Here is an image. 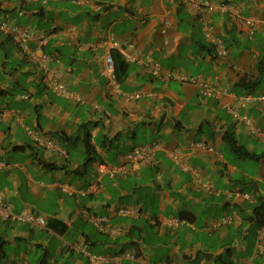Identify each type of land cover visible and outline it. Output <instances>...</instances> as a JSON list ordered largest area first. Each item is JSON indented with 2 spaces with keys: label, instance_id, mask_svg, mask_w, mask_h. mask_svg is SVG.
<instances>
[{
  "label": "crops",
  "instance_id": "obj_1",
  "mask_svg": "<svg viewBox=\"0 0 264 264\" xmlns=\"http://www.w3.org/2000/svg\"><path fill=\"white\" fill-rule=\"evenodd\" d=\"M213 1L231 5L234 15L208 11L204 5ZM243 17L256 22L252 34ZM4 21L30 28L32 38L23 51L0 31V192L12 211L33 210L46 225L33 228L0 217L3 244L12 243L14 250L8 256L2 245L0 264H38L48 248L35 240L36 230L65 234L72 240L65 248L88 264L91 256L95 264H264V231L263 251H256L262 225L254 215L259 205L264 215V150L259 149L264 100L245 106L237 100L264 94V0H0ZM109 33L136 59L127 62L117 92L104 73L107 48L90 47ZM216 41L227 48L226 57L217 55ZM41 55L48 67L60 70L72 99L46 86L36 64ZM145 55L163 70L195 81L151 74L140 61ZM257 78L260 84L247 88ZM198 82L212 88L210 95ZM83 123L95 152L81 173ZM226 131L258 156L247 158L256 162L254 170L246 173L229 148L222 151L228 147ZM61 134L69 141H59ZM33 135L54 139L66 153L46 149ZM194 141L211 144L215 152L195 150ZM140 146L152 148L151 159L126 162L125 154ZM100 162H126L127 173L99 175ZM246 180L257 188L248 189ZM64 185L71 193L61 189ZM129 206L140 215L118 213V207ZM95 215L106 216L121 231H100L91 221ZM227 215L237 221L214 225ZM174 217L180 222L167 225ZM143 222L150 226L146 233ZM20 240L27 246L16 250ZM33 247L40 254L32 261L27 252ZM125 252L136 259L123 257ZM49 254L52 264L71 263Z\"/></svg>",
  "mask_w": 264,
  "mask_h": 264
},
{
  "label": "built area",
  "instance_id": "obj_2",
  "mask_svg": "<svg viewBox=\"0 0 264 264\" xmlns=\"http://www.w3.org/2000/svg\"><path fill=\"white\" fill-rule=\"evenodd\" d=\"M182 2H189L194 0H181ZM205 8H207L208 11H215V10H221V11H228L234 13V9L231 5L226 4L225 2H206ZM234 15V14H233ZM245 25L249 27V33L252 34L254 32V27L256 22L251 18H242L241 20ZM0 31L8 34L12 37V39L18 44V46L23 50H28V42L32 38V32L31 29L28 27H22L19 25H16L11 22H0ZM216 52L218 56L225 57L227 55V49L226 47L219 41H216ZM92 49H96V47L101 48H107V51L104 55V61H105V70L104 73L109 79L110 85L112 87V91L117 92L119 85L114 73L113 69V60L111 57V50L118 51L121 55L125 57L127 61H133L135 59L134 56H132L129 52L124 49L120 43V41L115 37L113 34H107L102 37H100L96 42L90 45ZM37 65L43 69V72L46 75V81L47 86L54 91L57 95L63 96L65 98L72 99L73 98V92L69 90L65 84L61 81V73L57 69H51L47 65V58L44 55H41L40 57H37L36 59ZM141 62L144 63L150 71L154 75H161L163 78L168 79L173 77L172 72H162L160 66L153 61L149 56H145L143 59H141ZM180 79H186L188 81H195L193 78H187L180 76ZM198 84L201 86V88L205 91L207 95H210L212 88L204 82H198ZM136 97H139L140 94L136 93ZM258 99L264 100V95L261 94L257 97ZM256 99L250 94H247L245 96H242L238 98V104L240 106H245L252 100ZM243 117L242 119H244ZM33 133V132H31ZM34 134V133H33ZM33 138L36 142L41 143L46 149H49L51 151H57L62 154H65V151L52 139V138H40L37 135H33ZM193 148L195 150H205L208 152H214V148L210 146L209 144L203 143V142H194L192 144ZM152 157V148L149 146L141 147V148H135L129 152L126 153L125 158L126 162H132L134 164H140L143 162L148 161ZM170 157L173 159L175 163H179V155H176L175 152L170 153ZM126 162L119 163L114 166H109L103 162L99 163L96 171L98 174H108L109 177H115L116 175H124L127 173V167ZM183 171L190 172L192 176L195 178L197 175V172L194 171V169L189 168V166L185 164H181L180 166ZM63 191L67 193H71V190L67 186H63L61 188ZM242 193V192H241ZM241 193H238L240 195ZM243 194V193H242ZM244 196L249 197V194L244 193ZM118 213L122 216H128V217H136L139 215V209L137 207H120L118 209ZM0 217L3 220H14L17 222H25L28 225H30L33 228H42L46 225V218L42 215L36 214L35 212H31L28 209H23L20 212H13L10 208V206L6 203L4 200L3 194L0 192ZM91 221L93 225L99 229L102 232H110V233H118L121 231V227L119 225L112 226L108 222V218L104 215H95L91 218ZM237 221V217L235 216H224L220 220L214 221L215 226L233 223ZM180 222V219L177 217L167 219L166 224L169 226L177 225ZM264 231V224L260 227L258 230V235L256 239L255 248L257 250L263 251V245H262V232ZM123 257L134 260L135 256L133 253L125 252L122 254ZM90 260L93 264L96 263V258L94 256L90 257ZM231 264H252L251 260L243 261V262H232Z\"/></svg>",
  "mask_w": 264,
  "mask_h": 264
},
{
  "label": "trees",
  "instance_id": "obj_3",
  "mask_svg": "<svg viewBox=\"0 0 264 264\" xmlns=\"http://www.w3.org/2000/svg\"><path fill=\"white\" fill-rule=\"evenodd\" d=\"M111 57H112V60H113V68H114L115 76H116L117 80L120 81L122 79V77L127 74L128 64H127V62L124 61L122 56L116 50H112L111 51ZM55 69H57V68H55ZM260 69H261V67H260ZM57 70H59V69H57ZM43 80H44V82H45V84L47 86L46 75H45L44 72H43ZM259 84H260V79L257 78L247 88L257 87V85H259ZM82 126L84 127L83 128L84 130L82 132V135L78 136V137L81 140L83 153H84V160H83L84 162L81 165V167H82V169H81L82 172L81 173H84L86 171V164L89 161H91L93 159V157H94L93 155H94V152H95V147H94L93 142L91 141L90 132L87 130V127H86L87 123H83ZM57 138H58L59 141H63V142H68L69 141L68 140L69 138H65V136H63L62 134L59 137H57ZM223 139H224L225 143L228 145L229 150L231 151L233 156H235V158H237V159L258 158V156L256 154H254L253 152L249 151L246 148L245 145L238 143V141L235 138L233 132L226 131L223 134ZM74 141H75V139H73L71 142H74ZM42 163H44V162H42ZM245 182H246L245 184L248 186L247 187L248 189L250 188L252 190L253 189L255 190L257 188L256 187V183L254 181L246 180ZM262 207L263 206L259 205L256 208H254V213H255L254 215H255V218L257 220V221L255 220V221L258 224H260V225L264 224V215L262 217L259 215V213H260L259 211H260V209H262ZM30 211L34 212L33 210H30ZM54 232L59 234L57 231H54ZM2 245H3V241H2V237L0 236V249H1ZM50 259H51V254H49V251L46 249V251L43 252L38 257L37 262H38V264H52L51 262H49ZM11 264H16V263L12 262Z\"/></svg>",
  "mask_w": 264,
  "mask_h": 264
},
{
  "label": "rangeland",
  "instance_id": "obj_4",
  "mask_svg": "<svg viewBox=\"0 0 264 264\" xmlns=\"http://www.w3.org/2000/svg\"><path fill=\"white\" fill-rule=\"evenodd\" d=\"M228 148L229 147L222 148V151L224 149V150H226L224 152L227 153L228 152ZM259 149L264 150V145H261V147ZM232 158H233V161H235L240 166V169H242L246 173L254 170V168H255V165H256L255 161L248 160V159H237V158H235V156H233V154H232ZM64 198H67L68 200L70 199L68 197H64ZM213 209L215 210L216 208L214 207ZM218 213H221V211H218ZM10 221H13V220H10ZM143 223L144 224H142V227H143L144 232L146 233L148 230H150V226L147 225L145 222H143ZM90 226L91 225H89L87 228H90ZM8 232H10V231H8ZM41 232H42L41 230H36L35 231V234H36V239L35 240H41V241L43 240V241H45V244L47 245L48 250L53 255V259H56L58 262L65 261V260L68 261L69 260V262H71L72 264L74 263V261L76 259H79L84 264H88V261H87L86 257L82 256L81 254H78V252H73L71 254L65 248V246H64L65 245V241L72 242V240L70 238H66L67 236H65V234L61 235V236L56 234L55 237H52V236L47 235V234L44 235ZM251 238H253V236H251ZM26 246H27L26 243L23 240H20V242H17V249L16 250L25 249ZM3 248H4V251L6 252V254L8 256L11 255L12 253H14L12 243L3 244ZM38 254H40V251L38 250V248L37 249L34 248V247L32 249L28 248L27 255H28L29 258H31L32 261L38 257L37 256Z\"/></svg>",
  "mask_w": 264,
  "mask_h": 264
},
{
  "label": "clouds",
  "instance_id": "obj_5",
  "mask_svg": "<svg viewBox=\"0 0 264 264\" xmlns=\"http://www.w3.org/2000/svg\"><path fill=\"white\" fill-rule=\"evenodd\" d=\"M109 34H112V33H109ZM115 36V35H114ZM116 37V36H115ZM99 39V38H98ZM118 39V38H117ZM122 45V44H121ZM123 47V46H122ZM124 48V47H123ZM215 48H216V46H215ZM124 49H126V48H124ZM227 49V48H226ZM112 51V50H111ZM111 51H110V53H111ZM126 51L127 52H129L127 49H126ZM118 52V51H117ZM119 53V52H118ZM130 53V52H129ZM217 53V52H216ZM227 53H228V50H227ZM120 54V53H119ZM121 55V54H120ZM123 58H124V61L125 62H131V61H127L126 59H125V57L123 56V55H121ZM145 56H148V55H145ZM144 56V57H145ZM227 56V55H226ZM225 56V57H226ZM150 57V56H149ZM221 57V56H220ZM151 58V57H150ZM152 59V58H151ZM134 60H136V59H134ZM133 60V61H134ZM141 61V60H140ZM157 63V62H156ZM37 64V63H36ZM159 66H160V64L159 63H157ZM50 68V67H49ZM160 68H161V66H160ZM51 69H55V68H51ZM114 69V68H113ZM60 71V70H59ZM161 71L162 72H172L173 73V77H171V78H177V79H180L179 77H180V75H177V74H175V72H173V71H171V70H163L162 68H161ZM151 72V71H150ZM61 73V72H60ZM151 74H153L152 72H151ZM154 75V74H153ZM155 76H160L161 78H163L161 75H155ZM183 77H186V76H183ZM171 78H168V79H165V78H163V79H165V80H169V79H171ZM117 79V78H116ZM180 80H183V81H188V80H186V79H180ZM61 81H62V79H61ZM63 82V81H62ZM117 82H118V85H119V81L117 80ZM64 83V82H63ZM65 84V83H64ZM66 86V85H65ZM48 87V86H47ZM67 87V86H66ZM49 88V87H48ZM70 90V89H69ZM139 93V92H138ZM140 94V93H139ZM247 94H250V95H252L253 97H255V98H257L259 95H261V94H259V95H253V94H251V93H247ZM247 94H245V95H247ZM245 95H243V96H245ZM264 95V94H263ZM140 97V96H139ZM242 97V96H241ZM238 98H240V97H238ZM238 98H237V100H238ZM54 140V139H53ZM194 142H203V143H206V144H209V143H207V142H205V141H194ZM57 143V142H56ZM58 144V143H57ZM59 145V144H58ZM210 146H212L211 144H209ZM60 146V145H59ZM141 147H143V146H140V147H135V148H141ZM213 147V146H212ZM135 148H133V149H135ZM214 148V147H213ZM133 149H131V150H133ZM130 150V151H131ZM129 152V151H128ZM206 152H208V151H206ZM214 152H215V148H214ZM66 153V152H65ZM126 155V154H125ZM151 159V158H150ZM101 163V162H100ZM103 163H105V162H103ZM106 164V163H105ZM117 165V164H116ZM110 166V165H109ZM112 166H114V165H112ZM97 172V171H96ZM98 174V173H97ZM100 175V174H99ZM102 175V174H101ZM108 175V174H107ZM112 178H114V177H112ZM9 205V204H8ZM11 208V207H10ZM120 207H118L117 208V211H118V209H119ZM28 209V208H27ZM12 210V209H11ZM29 210V209H28ZM14 212V211H13ZM20 212V211H19ZM139 212H140V210H139ZM37 214V213H36ZM139 215H140V213H139ZM177 218H179V217H177ZM180 220H181V218H179ZM135 256V255H134ZM135 259H136V257H135ZM251 262H252V260H251ZM146 264H153V263H151V262H148V263H146ZM253 264V263H252Z\"/></svg>",
  "mask_w": 264,
  "mask_h": 264
}]
</instances>
